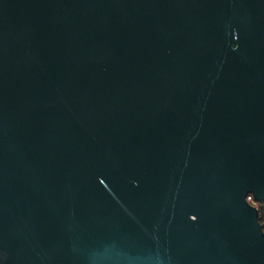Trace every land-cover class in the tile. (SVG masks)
<instances>
[{
	"label": "water",
	"instance_id": "95a60500",
	"mask_svg": "<svg viewBox=\"0 0 264 264\" xmlns=\"http://www.w3.org/2000/svg\"><path fill=\"white\" fill-rule=\"evenodd\" d=\"M264 0H0V264H264Z\"/></svg>",
	"mask_w": 264,
	"mask_h": 264
},
{
	"label": "trees",
	"instance_id": "16d2710c",
	"mask_svg": "<svg viewBox=\"0 0 264 264\" xmlns=\"http://www.w3.org/2000/svg\"><path fill=\"white\" fill-rule=\"evenodd\" d=\"M257 208L259 210L260 221H261V224H262L263 230H264V203L263 204L258 203Z\"/></svg>",
	"mask_w": 264,
	"mask_h": 264
},
{
	"label": "built area",
	"instance_id": "2783aa9c",
	"mask_svg": "<svg viewBox=\"0 0 264 264\" xmlns=\"http://www.w3.org/2000/svg\"><path fill=\"white\" fill-rule=\"evenodd\" d=\"M247 201H248L252 206H254V207L257 208V204H258V203H256V202L254 201V199H253L252 196H249V197L247 198Z\"/></svg>",
	"mask_w": 264,
	"mask_h": 264
}]
</instances>
